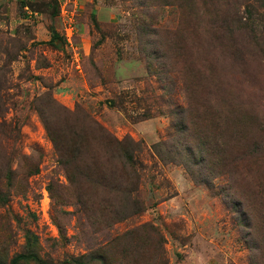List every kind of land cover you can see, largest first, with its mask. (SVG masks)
<instances>
[{
	"label": "rangeland",
	"instance_id": "1",
	"mask_svg": "<svg viewBox=\"0 0 264 264\" xmlns=\"http://www.w3.org/2000/svg\"><path fill=\"white\" fill-rule=\"evenodd\" d=\"M188 103L228 145L214 179L173 160ZM70 130L92 137L81 158ZM99 136L141 148L123 221ZM28 232L46 264H264V0H0V263Z\"/></svg>",
	"mask_w": 264,
	"mask_h": 264
},
{
	"label": "trees",
	"instance_id": "2",
	"mask_svg": "<svg viewBox=\"0 0 264 264\" xmlns=\"http://www.w3.org/2000/svg\"><path fill=\"white\" fill-rule=\"evenodd\" d=\"M148 71L150 74L154 75L156 72L152 65H148ZM187 110H178L177 112L182 115V123L180 127L177 128L176 133L182 134L183 138L192 145V149L188 151L184 148H180L179 152L177 151V159H173L175 163L184 165L190 172L191 167H189L188 161H191L190 158L186 157L188 161H185L183 157L186 156H198L196 159H207L203 164L207 165L208 171L212 173V179L216 178L218 174H223L226 171L229 172L228 161L226 160V154L229 151L228 145L225 142L217 140L216 137L211 138L212 130H218V127L210 121L208 117H211L209 114V109L201 111V114H197L202 125H208L213 129L207 127H196L197 116L195 115L196 110L191 107V104L188 103ZM197 111L199 108L195 107ZM208 113V117L206 116ZM43 118V116H41ZM225 128H220L218 136L225 134ZM79 134H74L70 130L67 139L70 149L75 158H81L83 153L86 152L87 144L91 143V138L88 141L86 137V131H80ZM226 136V135H224ZM223 136V137H224ZM97 142L100 146L96 149L95 153L100 154L103 158L106 159V165L101 168L97 182L100 183V187L103 189H109L107 199L109 201H115L114 212L112 213L115 221H123L131 216L140 213L143 210L142 204L140 201H136L132 194L134 192V155L141 152L140 145L134 143L131 139L126 138L124 142H119L113 138L108 139L105 136L96 137ZM214 139V140H213ZM52 142L55 143L53 138ZM88 141V142H87ZM165 143L154 146V150L158 157L166 161L167 159L161 155V148L165 147ZM183 149V150H182ZM192 151V152H190ZM136 175V174H135ZM194 180L196 179L193 174ZM69 180V179H68ZM70 182V181H69ZM203 184L207 187H211L212 183L208 179H203ZM71 183V182H70ZM97 187V183H94ZM82 186H88V184L83 183ZM118 193V195H115ZM238 204V203H237ZM6 264V263H0ZM7 264H46L44 263L38 254V242L37 237L32 233L28 232L26 234V246L22 254L14 256L9 263ZM72 264H108L106 256L101 251V248L94 250L91 254L83 256L81 258L75 259L72 261Z\"/></svg>",
	"mask_w": 264,
	"mask_h": 264
}]
</instances>
